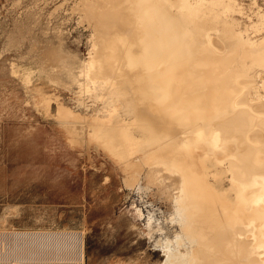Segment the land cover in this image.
<instances>
[{
    "label": "bare ground",
    "instance_id": "obj_1",
    "mask_svg": "<svg viewBox=\"0 0 264 264\" xmlns=\"http://www.w3.org/2000/svg\"><path fill=\"white\" fill-rule=\"evenodd\" d=\"M128 3L126 30L102 35L98 18L87 20V56L64 66L69 79L102 82L115 95L104 117H81L57 103L66 139L95 142L119 167L125 188L143 180L165 194V220L176 229L167 234L160 222L146 223L153 252H161L158 264H264V8L255 0L247 9L237 0ZM52 49L37 62L54 65L47 70L55 76ZM45 95L47 111L54 96ZM71 235L70 264H81L82 239ZM62 238L0 233V264H34L35 250L55 259Z\"/></svg>",
    "mask_w": 264,
    "mask_h": 264
},
{
    "label": "rangeland",
    "instance_id": "obj_2",
    "mask_svg": "<svg viewBox=\"0 0 264 264\" xmlns=\"http://www.w3.org/2000/svg\"><path fill=\"white\" fill-rule=\"evenodd\" d=\"M76 1L0 0V233L63 234L61 253L49 259L46 252L41 255L35 250L34 264H70L71 234L82 239L81 264H158L161 252H153L146 223L150 217L167 234L176 229L165 220L171 211L162 199L165 194L146 188L143 180L140 186L125 188L111 157L93 141H68L55 115L57 103L81 117L106 115L113 90L99 81L71 80L64 71L86 58L90 21L106 26L108 30L97 29L102 35L120 34L128 27L123 20L129 16V0H78L80 7ZM237 1L245 9L251 2ZM255 1L264 8V0ZM119 5H126L127 11ZM102 14L107 15L102 18ZM235 17L247 23L243 16ZM47 49L60 57L53 61L59 67L57 80L55 72L53 76L47 70L54 65L39 68L37 62ZM260 90L264 94V84ZM41 94L54 96L47 111ZM122 107H118L120 113Z\"/></svg>",
    "mask_w": 264,
    "mask_h": 264
}]
</instances>
